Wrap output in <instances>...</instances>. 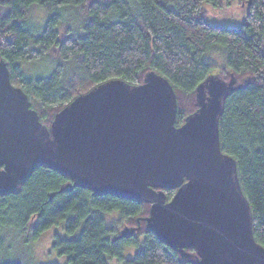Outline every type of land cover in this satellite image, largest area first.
Wrapping results in <instances>:
<instances>
[{
  "label": "trees",
  "instance_id": "trees-1",
  "mask_svg": "<svg viewBox=\"0 0 264 264\" xmlns=\"http://www.w3.org/2000/svg\"><path fill=\"white\" fill-rule=\"evenodd\" d=\"M232 0H0V60L6 61L13 85L20 86L48 125L70 101L112 79L144 82L157 72L178 93L177 125L197 107V86L216 70L205 56L213 45L225 50L227 67L214 72L235 82L223 96L219 119L223 153L237 164L243 193L252 208L255 240L264 246V0H240L246 16L240 26L208 21L210 4ZM34 4L48 13L42 28L30 22ZM42 6V7H41ZM77 6L84 32L68 25L66 7ZM38 25V24H37ZM50 62L45 76H27L24 64ZM166 200L175 188H163ZM150 204L113 192L94 191L53 166L39 163L13 191L0 193V230L26 229L35 235L65 222L67 236L54 244L67 254V264H108L124 260L126 244L142 248L126 264H198L199 255L161 241L144 217ZM119 213L109 225L110 214ZM141 229L121 236L125 226ZM80 229L79 233L76 231ZM139 246V245H138ZM0 264H23L6 261Z\"/></svg>",
  "mask_w": 264,
  "mask_h": 264
},
{
  "label": "water",
  "instance_id": "water-1",
  "mask_svg": "<svg viewBox=\"0 0 264 264\" xmlns=\"http://www.w3.org/2000/svg\"><path fill=\"white\" fill-rule=\"evenodd\" d=\"M143 80L92 87L46 125L1 59L0 193L15 190L35 165H51L94 191L148 202V229L183 257L194 248L198 264H264L236 161L220 143L223 96L235 79L206 77L180 125L170 80L157 72ZM163 188L177 189L170 201ZM137 223L120 235L139 231Z\"/></svg>",
  "mask_w": 264,
  "mask_h": 264
},
{
  "label": "rangeland",
  "instance_id": "rangeland-1",
  "mask_svg": "<svg viewBox=\"0 0 264 264\" xmlns=\"http://www.w3.org/2000/svg\"><path fill=\"white\" fill-rule=\"evenodd\" d=\"M37 6V4H34L30 22L38 28H42L47 21L48 13L44 7L41 6V9ZM205 7L209 12L208 21L219 27L231 28L240 26L246 16V10L240 5V0H232L230 4L223 2L219 8L210 4H206ZM65 15L68 25L79 28L81 33L84 32L82 26L87 20L82 23L83 25H79L82 17L77 6H67ZM206 52L205 56L208 57V60H212L217 66L213 73L227 67L226 55H224L225 50L221 45H213ZM52 69V63H45L41 60L34 61L32 64H24L22 68L23 73L31 77L45 76ZM221 78L224 79V77ZM113 216L119 218V213L110 214L107 222L109 225H115L119 229L121 226L119 222L111 223ZM33 227L34 221L32 220L26 229H15V227L11 226L0 230V263L12 260L22 261L23 264H67V254L60 252L59 247L54 244L56 234L62 237L68 235L65 222L53 224V226L43 230L38 235H35ZM79 231L80 229L76 233H79ZM138 238L139 246L132 243L126 244L123 251L124 260L111 256L108 264H126V261L134 258L138 249L142 248L145 236L141 234Z\"/></svg>",
  "mask_w": 264,
  "mask_h": 264
}]
</instances>
